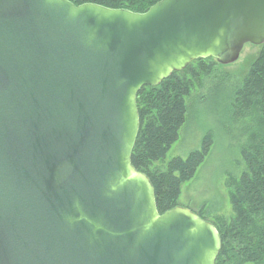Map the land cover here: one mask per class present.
I'll list each match as a JSON object with an SVG mask.
<instances>
[{
    "label": "water",
    "instance_id": "1",
    "mask_svg": "<svg viewBox=\"0 0 264 264\" xmlns=\"http://www.w3.org/2000/svg\"><path fill=\"white\" fill-rule=\"evenodd\" d=\"M248 44L264 45V0H0V264H215L217 229L159 215L131 164L136 97Z\"/></svg>",
    "mask_w": 264,
    "mask_h": 264
},
{
    "label": "trees",
    "instance_id": "2",
    "mask_svg": "<svg viewBox=\"0 0 264 264\" xmlns=\"http://www.w3.org/2000/svg\"><path fill=\"white\" fill-rule=\"evenodd\" d=\"M67 1L74 6L93 4L144 14L161 0ZM212 61H196L182 72L171 74L157 87L142 88L136 97L139 132L131 164L150 180L159 215L178 207L181 186L194 178L212 145V135L207 133L200 148L186 158L176 157L165 166L155 167L178 141L181 129L189 120L185 100L190 96L194 81L199 82L200 75H210ZM230 107L234 121L255 117V126L240 153L245 172L238 180L230 182L229 201L234 216L229 221L217 218L210 222L221 240L215 264H264V45L249 66L241 86L232 92Z\"/></svg>",
    "mask_w": 264,
    "mask_h": 264
},
{
    "label": "rangeland",
    "instance_id": "3",
    "mask_svg": "<svg viewBox=\"0 0 264 264\" xmlns=\"http://www.w3.org/2000/svg\"><path fill=\"white\" fill-rule=\"evenodd\" d=\"M261 51L260 46L245 45L238 60L222 66L213 60L210 75H200L185 100L189 120L179 133L163 162L186 158L200 148L207 133L212 135L208 156L198 168L194 178L181 186L178 206L201 214L208 222L217 218L227 221L234 216L230 195L231 180H238L245 172L241 150L247 135L254 129L255 117L234 121L230 107L232 92L241 86L249 66Z\"/></svg>",
    "mask_w": 264,
    "mask_h": 264
}]
</instances>
